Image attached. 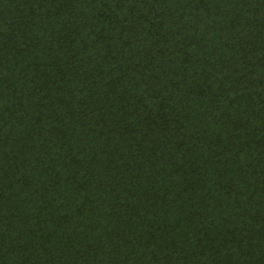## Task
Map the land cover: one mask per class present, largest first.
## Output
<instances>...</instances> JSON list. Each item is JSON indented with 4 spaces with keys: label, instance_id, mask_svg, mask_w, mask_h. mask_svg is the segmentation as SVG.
Segmentation results:
<instances>
[{
    "label": "trees",
    "instance_id": "16d2710c",
    "mask_svg": "<svg viewBox=\"0 0 264 264\" xmlns=\"http://www.w3.org/2000/svg\"><path fill=\"white\" fill-rule=\"evenodd\" d=\"M0 264H264V0H0Z\"/></svg>",
    "mask_w": 264,
    "mask_h": 264
}]
</instances>
